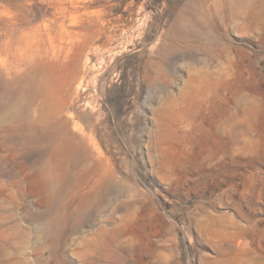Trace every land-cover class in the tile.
<instances>
[{
    "label": "rangeland",
    "instance_id": "obj_1",
    "mask_svg": "<svg viewBox=\"0 0 264 264\" xmlns=\"http://www.w3.org/2000/svg\"><path fill=\"white\" fill-rule=\"evenodd\" d=\"M0 264H264V0H0Z\"/></svg>",
    "mask_w": 264,
    "mask_h": 264
},
{
    "label": "bare ground",
    "instance_id": "obj_2",
    "mask_svg": "<svg viewBox=\"0 0 264 264\" xmlns=\"http://www.w3.org/2000/svg\"><path fill=\"white\" fill-rule=\"evenodd\" d=\"M61 10L63 12L66 11L65 8H62ZM74 11H72V12H74ZM101 13H102V11H96V12L92 11L91 13H88V14H86V13L80 14L78 9H77V12H75L72 17L75 18L74 23H76V22L78 23L79 21L81 22L82 17L85 14L90 15V16H94V15L97 16L98 19L91 21V24H93V26H94V24H96L95 25L96 28H94L95 26L93 27L92 34H91V36L93 37V40H94L92 42V44H93V47H96L99 50H106V46H104L103 44L98 45L99 42L96 38L99 37L98 39H100V37L101 38L105 37L106 41L110 45H112V44H114V42L116 43V41H117L116 40L117 34H111L108 31H104L101 28V23H103V21L101 19ZM123 32H124V34L128 33V30L127 29L125 30L124 26H123ZM76 35H77V38H81L83 35H85V33L81 32V31H77ZM109 51H112V49L110 48ZM100 55H102V54H100ZM100 59H102V58H100ZM87 61L88 60L86 59L85 64ZM150 64H151V66H153L152 63H150ZM80 72H81V67H80V63L78 62L77 68L74 70L73 75L77 78L80 75ZM82 83H83V81L81 80L80 83L78 84V86L76 87V90H75L76 96H78L80 94V92L82 91ZM31 92H33V93L36 92V94L38 96L42 97V104L38 107V109L32 108L33 104L35 103V101H34L35 98L33 99V97H29L27 95V92H26V142L30 146H31V144L37 143V144L41 145V147L46 148V150H48L50 152V154L52 155V160L50 161L49 165L46 164L44 166V163H45L44 162L43 163L44 167L48 168L49 166H53L54 163L56 164L54 159L57 160V164L59 166L60 162L58 161V159H59L58 155H59V153H61L62 151H64L67 148L68 149L85 150V151L89 150L88 146L93 148V145L91 142L86 143L85 136H83L84 137L83 138V137L77 136L76 134H74L72 132L73 129L71 128V126L67 120H63V118L60 119L66 103L63 102V104L57 105L55 102L56 93L53 90L48 89L47 91L45 90L44 92H42L39 90H35V87H32ZM35 105H37V104H35ZM32 109H34V111H35V112L33 111V115L31 114ZM83 118L86 120H88V119L91 120L92 117H90L88 114H84ZM90 136H91V134H90ZM36 147H37V145H36ZM27 148H29V146H27ZM52 161H54V163ZM32 167H34V166L32 165ZM41 167H42V165H41Z\"/></svg>",
    "mask_w": 264,
    "mask_h": 264
}]
</instances>
